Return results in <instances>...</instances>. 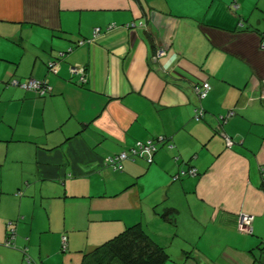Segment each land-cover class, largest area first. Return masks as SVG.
<instances>
[{
  "label": "crops",
  "instance_id": "1",
  "mask_svg": "<svg viewBox=\"0 0 264 264\" xmlns=\"http://www.w3.org/2000/svg\"><path fill=\"white\" fill-rule=\"evenodd\" d=\"M263 42L264 0H0V264H81L129 226L160 221L151 238L164 264L264 258ZM12 78L45 79L51 93ZM157 138L151 161L103 163Z\"/></svg>",
  "mask_w": 264,
  "mask_h": 264
},
{
  "label": "built area",
  "instance_id": "2",
  "mask_svg": "<svg viewBox=\"0 0 264 264\" xmlns=\"http://www.w3.org/2000/svg\"><path fill=\"white\" fill-rule=\"evenodd\" d=\"M98 32H99V28H95L93 30V37H95L98 34ZM85 41H87V40L82 39V40H79L77 43L82 44ZM261 47L264 48V42L262 43ZM165 53H166V51L164 48H159L156 51L155 58H159V57L165 55ZM59 55L63 56V53L60 52ZM57 63L58 62L55 60L48 62V69L53 71L54 73H56L57 67H58ZM70 72L72 75L78 76V82L79 83H82L85 81V69L83 67L72 66V67H70ZM10 84L13 86L23 88L25 90L33 91L39 96L49 94V93H51V90H52V86L45 79L29 78L28 80H26L24 82L19 81L17 79H13L10 81ZM209 89H210V85L208 82H203L201 85H195L193 87L195 94L199 98H205L209 92ZM204 113H205V111L203 108H195L194 114H193V119L195 121L201 120L204 117ZM233 113H234L233 110H229L226 112L225 115H220L218 119L220 122L225 121L228 118V116H231ZM162 141H163V138L148 139L145 141H137L135 143V145H133L129 149L123 150V151L116 153L112 156L105 157L103 159V163H104V165L111 166L116 170H121L122 169L121 162L125 159H134L136 157H141V158L146 159L147 161H151L153 154L157 150V144L159 142H162ZM225 144L227 147H231L233 144V139L231 137L226 136L225 137ZM196 172L197 171L195 168H191L189 170L190 174H196ZM176 177L177 176H175V178ZM252 219H253L252 215H248V214H245L242 212L239 213L238 214V228L245 233L251 234L252 233V229H251ZM8 227H9V231H8L9 235H8L7 239L5 240V245L11 246L12 239L14 238V234H12V233H14V229L11 228L10 225ZM61 240H62L63 249H65L66 242H67L66 236L62 235ZM25 259H26V261L30 260L28 255L25 257Z\"/></svg>",
  "mask_w": 264,
  "mask_h": 264
},
{
  "label": "trees",
  "instance_id": "3",
  "mask_svg": "<svg viewBox=\"0 0 264 264\" xmlns=\"http://www.w3.org/2000/svg\"><path fill=\"white\" fill-rule=\"evenodd\" d=\"M190 169L188 171L181 170L180 174L189 173ZM174 176H177L175 179H178L179 173ZM163 216H166V213ZM169 257L165 249L158 245L145 228L138 223L85 252L81 264H164L170 259ZM252 264H264V258H256Z\"/></svg>",
  "mask_w": 264,
  "mask_h": 264
},
{
  "label": "rangeland",
  "instance_id": "4",
  "mask_svg": "<svg viewBox=\"0 0 264 264\" xmlns=\"http://www.w3.org/2000/svg\"><path fill=\"white\" fill-rule=\"evenodd\" d=\"M7 66V64L5 63V67ZM3 69H4V67H3ZM13 79H15V78H12L11 80H13ZM10 80V81H11ZM10 84V83H9ZM4 83H1L0 82V88H2V87H4ZM174 179H175V176H174ZM176 216V215H175ZM186 217V214L185 215H183V214H181V216L179 215V218H182V219H184ZM189 222H191L192 224H194V223H196L195 221H193V220H190V219H187V223H189ZM168 223V222H167ZM169 224V223H168ZM165 226H167V225H165L164 223H162L161 221H160V223H151V225H150V227H147L148 229V234H149V236L151 237V236H153V237H161V233L163 232V231H165ZM169 228H171L172 229V232H173V227L172 226H170ZM167 229V228H166ZM243 232V231H242ZM243 233H245V232H243ZM176 234H178L179 236H177V237H173L172 239H173V242H172V247H173V250H174V252L175 253H177V251H179V250H181L182 248L184 249V247H183V243H182V239H181V236L182 235H184V234H187V230H184L183 228H181L180 227V225H178V231H177V233ZM246 234H249V233H246ZM162 239V238H161ZM163 241V240H162ZM256 252H257V250H255ZM169 258H171V257H169ZM166 264H168V263H166Z\"/></svg>",
  "mask_w": 264,
  "mask_h": 264
},
{
  "label": "water",
  "instance_id": "5",
  "mask_svg": "<svg viewBox=\"0 0 264 264\" xmlns=\"http://www.w3.org/2000/svg\"><path fill=\"white\" fill-rule=\"evenodd\" d=\"M61 56L59 55V58H60Z\"/></svg>",
  "mask_w": 264,
  "mask_h": 264
}]
</instances>
